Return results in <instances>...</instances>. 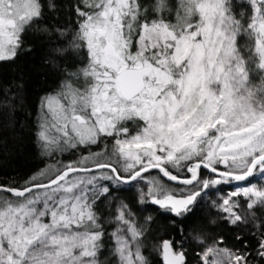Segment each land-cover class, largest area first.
Instances as JSON below:
<instances>
[{"label":"snow or ice","instance_id":"1","mask_svg":"<svg viewBox=\"0 0 264 264\" xmlns=\"http://www.w3.org/2000/svg\"><path fill=\"white\" fill-rule=\"evenodd\" d=\"M53 0H0V63L24 52ZM76 17L41 96L33 132L50 158L23 184L0 183V264H149L147 225L118 193L183 224L213 206L257 243L192 237L198 264H264V0H72ZM71 153V159L62 157ZM79 153V155H76ZM155 173V174H153ZM242 197L246 211L241 214ZM103 206V208L101 207ZM181 230L177 229L178 234ZM161 264H188L183 237L157 238Z\"/></svg>","mask_w":264,"mask_h":264},{"label":"trees","instance_id":"2","mask_svg":"<svg viewBox=\"0 0 264 264\" xmlns=\"http://www.w3.org/2000/svg\"><path fill=\"white\" fill-rule=\"evenodd\" d=\"M48 0H44L47 4ZM54 10L45 11L41 26H47L48 32L29 31L25 37L24 52L14 62L0 63V183L23 184L25 178L42 169L49 163L42 154L33 132L35 112L39 99L52 91L61 79L58 66L70 67L73 59H79L71 51L61 55L58 48H66L67 42L55 30L66 27L70 33L74 28L76 17L72 15L69 4L72 0H53ZM76 155H79L77 153ZM68 153L62 157L71 159ZM253 183H264L257 179ZM136 188L118 193L127 200L137 214L139 222L151 216L147 225L149 231L145 237L144 255L149 264H161L160 257L154 248L157 238L174 237L191 239L197 234H219L225 230L219 226H211L209 214L199 211L189 216L183 224L181 218H171L154 206L136 203ZM103 208V206H101ZM257 223L264 220V209L256 212ZM177 229L181 230L178 234Z\"/></svg>","mask_w":264,"mask_h":264},{"label":"flooded vegetation","instance_id":"3","mask_svg":"<svg viewBox=\"0 0 264 264\" xmlns=\"http://www.w3.org/2000/svg\"><path fill=\"white\" fill-rule=\"evenodd\" d=\"M234 189V185H223L218 186L217 188L209 190V193L204 196L203 200L199 203V211L209 214L212 219L211 226H219L225 231L219 234L210 233L204 234L207 237L211 238H223V247L231 249H241L243 246L241 240H238L237 237H241L242 240L247 242L248 248L251 250L253 246L256 245V235L257 229L251 224H240L238 226H233L224 221L220 214L217 212L216 208L213 206V202H218L221 197L226 196ZM241 203V214H244L246 211V206L242 197H237ZM184 248L187 251V261L188 264H198V257L196 252L200 249V245L195 243L193 239H184ZM254 264H259V257L256 258Z\"/></svg>","mask_w":264,"mask_h":264},{"label":"rangeland","instance_id":"4","mask_svg":"<svg viewBox=\"0 0 264 264\" xmlns=\"http://www.w3.org/2000/svg\"><path fill=\"white\" fill-rule=\"evenodd\" d=\"M41 150V149H40ZM41 154H42V151H41ZM66 154H68V153H66ZM66 154H64V155H66ZM43 155V154H42ZM44 156V155H43ZM46 159H48V161H49V163H51V160H50V158H48V157H46V156H44ZM153 174H155V173H153ZM142 185H138L137 187H134V188H138V187H141Z\"/></svg>","mask_w":264,"mask_h":264}]
</instances>
